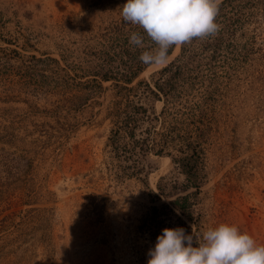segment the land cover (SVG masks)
Segmentation results:
<instances>
[{
	"label": "rangeland",
	"instance_id": "374dc122",
	"mask_svg": "<svg viewBox=\"0 0 264 264\" xmlns=\"http://www.w3.org/2000/svg\"><path fill=\"white\" fill-rule=\"evenodd\" d=\"M221 0H219L220 2ZM127 0H0V264H147L157 237L139 227L157 184L184 183L169 157L148 154L142 179L109 169L110 82L87 99L81 51L123 19ZM219 88L195 210L202 231L235 225L264 244V12ZM134 80L152 84L167 65ZM158 113L162 102L137 89ZM80 98V99H79ZM184 194L182 188L173 190ZM159 194V193H158ZM183 219H185L183 217ZM175 222L172 229H175ZM166 229L165 227L162 230ZM160 236V235H159Z\"/></svg>",
	"mask_w": 264,
	"mask_h": 264
},
{
	"label": "trees",
	"instance_id": "16d2710c",
	"mask_svg": "<svg viewBox=\"0 0 264 264\" xmlns=\"http://www.w3.org/2000/svg\"><path fill=\"white\" fill-rule=\"evenodd\" d=\"M257 8L264 12V0H221L215 21L218 32L180 46L179 53L151 75L152 84L138 80L132 85L150 66L140 61V55L155 47L138 25L121 19L94 40L98 47L81 51L86 66L76 64L81 72L75 74L82 75L78 83L86 94L80 98L88 100L99 93L104 82H110L114 89V98L106 108L110 122L108 167L113 175L142 179L144 161L152 154L169 157L184 177V183H173L169 190L158 183L159 194L152 192L157 200H161L160 195L173 197L160 204L153 200L149 206L139 228L153 237L162 235L163 227L172 229L175 222L176 228L185 229L197 241L202 238L195 206L206 178V144L217 122L219 88L224 78H230L234 54L253 47L258 27L249 29L246 25L256 19ZM132 32L144 36L143 48L129 43ZM139 88L162 102L158 113L142 103ZM180 188L184 194H169Z\"/></svg>",
	"mask_w": 264,
	"mask_h": 264
},
{
	"label": "clouds",
	"instance_id": "9594fccd",
	"mask_svg": "<svg viewBox=\"0 0 264 264\" xmlns=\"http://www.w3.org/2000/svg\"><path fill=\"white\" fill-rule=\"evenodd\" d=\"M218 11L219 0H127L121 15L155 45L142 52L140 61L159 66L167 63L173 46L216 34ZM129 43L143 48L144 36L132 32ZM148 255L147 264H264V244L235 225L221 223L207 229L199 241L183 228L164 229Z\"/></svg>",
	"mask_w": 264,
	"mask_h": 264
}]
</instances>
